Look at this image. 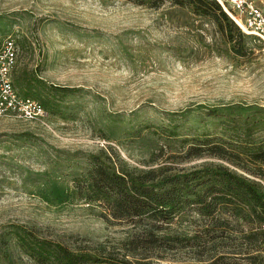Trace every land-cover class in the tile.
<instances>
[{
  "label": "rangeland",
  "instance_id": "rangeland-1",
  "mask_svg": "<svg viewBox=\"0 0 264 264\" xmlns=\"http://www.w3.org/2000/svg\"><path fill=\"white\" fill-rule=\"evenodd\" d=\"M253 1L264 10V0ZM180 2L0 0V48L7 39L19 48L15 87L48 106L34 121L0 119V264L27 263L14 226L131 264L264 256V236L259 252L245 239L258 227L251 217L203 219L194 211L176 218L172 233L213 238L206 248L129 252L123 245L141 240L142 224L106 220L73 189L76 175L100 157L128 170L226 167L264 192V177L253 173L264 164L249 155L264 145V40L244 32L227 0L219 2L240 33L206 0ZM201 144L243 159L186 157Z\"/></svg>",
  "mask_w": 264,
  "mask_h": 264
},
{
  "label": "trees",
  "instance_id": "trees-1",
  "mask_svg": "<svg viewBox=\"0 0 264 264\" xmlns=\"http://www.w3.org/2000/svg\"><path fill=\"white\" fill-rule=\"evenodd\" d=\"M137 5H149L159 8L165 0H127ZM215 16L227 22L232 31L240 33L238 26L223 10L218 0H206ZM176 5L182 4L174 0ZM35 80L34 82H36ZM38 84L41 82H37ZM42 102L40 94H24ZM170 135V138H172ZM181 144L188 139L179 141ZM214 155L230 161H242L240 153L231 152L223 145L214 144L189 146L186 157ZM255 162L264 164V145L254 146L250 152ZM173 168L162 166L154 170H128L111 160L100 157L90 159L89 166L77 174L73 180V189L79 200L97 204L104 209L106 220H116L142 224L144 236L141 240H132L123 245L129 252H135L142 246L145 249L206 248L213 238L202 236L190 238L172 233V224L176 218L186 212L194 211L203 219L218 216L251 217L258 227L245 236L246 241L256 252L260 251L261 238L264 236V192L258 190L249 179L234 174L226 167L196 169L191 172L179 170L172 173ZM250 171V170H249ZM264 177V170L259 168L253 172ZM17 246L27 256L26 264H131L128 259L119 260L88 252L84 249L72 250L68 246L42 236L33 229L14 226ZM163 233V234H162ZM205 239V240H204ZM11 240L1 238L3 246ZM246 262H232L225 256L209 260L207 264H264L262 254L248 255Z\"/></svg>",
  "mask_w": 264,
  "mask_h": 264
},
{
  "label": "built area",
  "instance_id": "built-area-1",
  "mask_svg": "<svg viewBox=\"0 0 264 264\" xmlns=\"http://www.w3.org/2000/svg\"><path fill=\"white\" fill-rule=\"evenodd\" d=\"M227 1L235 17L246 27L244 32L264 40V10L253 0ZM18 52L19 48L12 39H7L0 48V119L9 116L25 121L44 118L47 115L45 107L39 101L22 95L15 87L13 74Z\"/></svg>",
  "mask_w": 264,
  "mask_h": 264
},
{
  "label": "bare ground",
  "instance_id": "bare-ground-1",
  "mask_svg": "<svg viewBox=\"0 0 264 264\" xmlns=\"http://www.w3.org/2000/svg\"><path fill=\"white\" fill-rule=\"evenodd\" d=\"M219 1H221L222 2V0H219ZM223 3V2H222ZM225 9L227 10V8L225 7ZM228 11V10H227ZM229 12V11H228ZM231 14V13H230ZM232 15V14H231ZM233 16V15H232ZM234 17V16H233ZM235 21L238 23V25L240 26V27H242L245 31H246V27L244 26V24L240 21V20H238L236 17H235Z\"/></svg>",
  "mask_w": 264,
  "mask_h": 264
}]
</instances>
